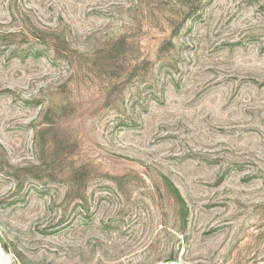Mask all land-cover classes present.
Returning a JSON list of instances; mask_svg holds the SVG:
<instances>
[{
  "label": "rangeland",
  "instance_id": "374dc122",
  "mask_svg": "<svg viewBox=\"0 0 264 264\" xmlns=\"http://www.w3.org/2000/svg\"><path fill=\"white\" fill-rule=\"evenodd\" d=\"M0 234V264H264V0H0Z\"/></svg>",
  "mask_w": 264,
  "mask_h": 264
},
{
  "label": "trees",
  "instance_id": "16d2710c",
  "mask_svg": "<svg viewBox=\"0 0 264 264\" xmlns=\"http://www.w3.org/2000/svg\"><path fill=\"white\" fill-rule=\"evenodd\" d=\"M168 183H169L170 188H171L172 191L174 192V195H175V197L177 198V200H178L182 205H184V204H185V201L183 200V198H182V196H181V194H180L178 188H177L176 186H174V184H173L171 181H169Z\"/></svg>",
  "mask_w": 264,
  "mask_h": 264
},
{
  "label": "water",
  "instance_id": "95a60500",
  "mask_svg": "<svg viewBox=\"0 0 264 264\" xmlns=\"http://www.w3.org/2000/svg\"><path fill=\"white\" fill-rule=\"evenodd\" d=\"M0 240H2L1 234H0ZM169 264H183V263H181L179 261H173V262H171Z\"/></svg>",
  "mask_w": 264,
  "mask_h": 264
}]
</instances>
